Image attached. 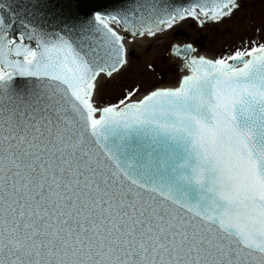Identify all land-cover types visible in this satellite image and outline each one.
<instances>
[{
	"label": "snow or ice",
	"instance_id": "6c2138e0",
	"mask_svg": "<svg viewBox=\"0 0 264 264\" xmlns=\"http://www.w3.org/2000/svg\"><path fill=\"white\" fill-rule=\"evenodd\" d=\"M241 6L0 0V264H264V34L100 98L131 44Z\"/></svg>",
	"mask_w": 264,
	"mask_h": 264
},
{
	"label": "rangeland",
	"instance_id": "374dc122",
	"mask_svg": "<svg viewBox=\"0 0 264 264\" xmlns=\"http://www.w3.org/2000/svg\"><path fill=\"white\" fill-rule=\"evenodd\" d=\"M242 6L230 18L222 23H211L205 26L198 25L195 21L186 20L178 25L185 32V36L174 37L173 30L156 39L141 40L131 44L133 53L130 64L120 75L103 83L100 98L104 101L114 100L120 95L122 89L140 84L143 88L153 84L170 85L173 78L181 73L179 68H168L169 61L165 59V50L172 41H185L194 38L197 33H206L207 38L198 50L210 54H219L224 50L234 48L242 40L249 38L258 39L264 34V0H241ZM261 28L257 33L256 29ZM155 62L160 67L167 69V76L161 79L157 73L149 72L145 65Z\"/></svg>",
	"mask_w": 264,
	"mask_h": 264
},
{
	"label": "water",
	"instance_id": "95a60500",
	"mask_svg": "<svg viewBox=\"0 0 264 264\" xmlns=\"http://www.w3.org/2000/svg\"><path fill=\"white\" fill-rule=\"evenodd\" d=\"M176 2L177 3H183V2H186V0H176ZM199 25V24H198ZM178 33H181V31L180 30H178L177 32H176V34L175 35H177ZM196 44H198V45H203L204 43H202V41H201V38L200 39H197L196 41ZM134 53V52H133ZM132 56V55H131ZM169 64H171L170 62L168 63V66H169ZM169 68V67H168ZM173 68H179L180 69V67L176 64V66L175 67H173Z\"/></svg>",
	"mask_w": 264,
	"mask_h": 264
},
{
	"label": "bare ground",
	"instance_id": "6f19581e",
	"mask_svg": "<svg viewBox=\"0 0 264 264\" xmlns=\"http://www.w3.org/2000/svg\"><path fill=\"white\" fill-rule=\"evenodd\" d=\"M139 42H140V43H142V41H141V40H139ZM203 54H206V55H209V56L216 55V54H214V53L210 54V53H208V52H203ZM180 74H181V73H180ZM176 78H177V77L173 78V80H172V83H171L170 85H172V84H174V83H175V81H176Z\"/></svg>",
	"mask_w": 264,
	"mask_h": 264
},
{
	"label": "flooded vegetation",
	"instance_id": "af4514ba",
	"mask_svg": "<svg viewBox=\"0 0 264 264\" xmlns=\"http://www.w3.org/2000/svg\"><path fill=\"white\" fill-rule=\"evenodd\" d=\"M201 32L197 33L198 35L200 34ZM206 34V33H205ZM206 38H207V41H210V39L208 38L207 34H206Z\"/></svg>",
	"mask_w": 264,
	"mask_h": 264
}]
</instances>
